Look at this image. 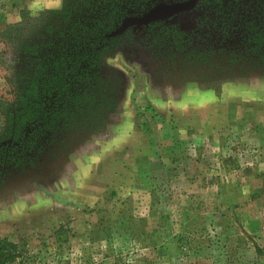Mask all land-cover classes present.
Instances as JSON below:
<instances>
[{
	"label": "rangeland",
	"instance_id": "rangeland-1",
	"mask_svg": "<svg viewBox=\"0 0 264 264\" xmlns=\"http://www.w3.org/2000/svg\"><path fill=\"white\" fill-rule=\"evenodd\" d=\"M188 1H161L109 36L144 39L153 23V33H205L201 0L145 20ZM60 7L0 0V101L14 100L23 65L22 37L4 35L22 12ZM224 38V53L200 64L170 44L140 60L119 48L107 63L125 80L101 133L42 140L35 154L18 152L19 168L0 158V240L15 245L13 264H264V70L223 79L216 69L243 49Z\"/></svg>",
	"mask_w": 264,
	"mask_h": 264
},
{
	"label": "trees",
	"instance_id": "trees-1",
	"mask_svg": "<svg viewBox=\"0 0 264 264\" xmlns=\"http://www.w3.org/2000/svg\"><path fill=\"white\" fill-rule=\"evenodd\" d=\"M161 1L166 0H61L59 10L36 16L22 12V21L4 35L9 39L15 34L16 43L22 37L23 65L22 80L10 79L14 100L0 101V158L9 157L12 167L19 168L23 160L19 161L18 152L35 154L42 140L52 141L70 131L101 133L117 107L125 80L119 69L107 63L119 48L126 55L137 53L140 60L138 52L151 55L156 45L170 44L185 53L184 61L200 64L213 53H224V37L231 35L240 37L239 55L249 50L243 56L248 61L239 62L236 59L243 58L229 52L232 65L227 61L225 68L216 69L226 72L223 79L264 70L254 65H264V0H201L198 8L206 31L201 34L186 36L170 28L153 33V23L144 27V39L134 37L130 29L109 36L122 20ZM202 42L217 43V51L200 48ZM18 255L14 244L0 240V264H13Z\"/></svg>",
	"mask_w": 264,
	"mask_h": 264
},
{
	"label": "water",
	"instance_id": "water-1",
	"mask_svg": "<svg viewBox=\"0 0 264 264\" xmlns=\"http://www.w3.org/2000/svg\"><path fill=\"white\" fill-rule=\"evenodd\" d=\"M197 0H189L186 4H179L178 6L172 7V8H167V7H162L158 8L157 10L153 11L148 17H146L145 20L153 19L156 18L157 16L163 15L165 13H171L177 10H183V9H188L191 6L195 4Z\"/></svg>",
	"mask_w": 264,
	"mask_h": 264
}]
</instances>
